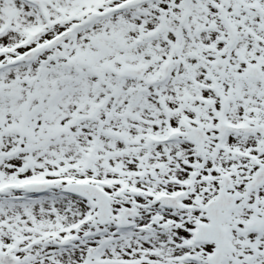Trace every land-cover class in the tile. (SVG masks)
Returning a JSON list of instances; mask_svg holds the SVG:
<instances>
[{
	"label": "snow or ice",
	"instance_id": "snow-or-ice-1",
	"mask_svg": "<svg viewBox=\"0 0 264 264\" xmlns=\"http://www.w3.org/2000/svg\"><path fill=\"white\" fill-rule=\"evenodd\" d=\"M0 264H264V0H0Z\"/></svg>",
	"mask_w": 264,
	"mask_h": 264
}]
</instances>
